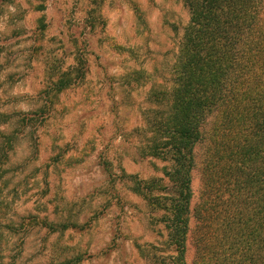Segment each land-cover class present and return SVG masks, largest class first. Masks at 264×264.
Returning <instances> with one entry per match:
<instances>
[{"label":"rangeland","instance_id":"obj_1","mask_svg":"<svg viewBox=\"0 0 264 264\" xmlns=\"http://www.w3.org/2000/svg\"><path fill=\"white\" fill-rule=\"evenodd\" d=\"M189 18L182 0H0V112L32 109L42 91L54 94L64 71L73 78L52 98L36 154L29 156L23 140L9 160L18 184L12 219L24 231L10 237L5 264L75 257L77 264H162L169 253L162 211L121 175L169 185L168 164L139 158L136 148L157 108L152 92L172 84ZM79 66L80 75L73 72ZM208 146L206 136L194 151L187 264L195 260ZM35 217L52 228L34 224Z\"/></svg>","mask_w":264,"mask_h":264},{"label":"trees","instance_id":"obj_2","mask_svg":"<svg viewBox=\"0 0 264 264\" xmlns=\"http://www.w3.org/2000/svg\"><path fill=\"white\" fill-rule=\"evenodd\" d=\"M182 2L190 18L172 66V84L152 92L157 108L151 110L146 141L136 148L139 158L168 164L163 176L169 185H161L162 178L121 176L131 182L133 193L162 211L169 253L161 263L187 264L194 151L207 136L193 264H264V0ZM81 68L73 72L80 75ZM71 72L62 73L52 96L42 91L40 105L38 98L27 111L0 112V264L10 237L24 231L23 221L12 219L11 195L18 184L9 175V160L23 140L29 156L36 154L37 131L49 117L52 98L71 85ZM33 222L53 226L45 218Z\"/></svg>","mask_w":264,"mask_h":264}]
</instances>
